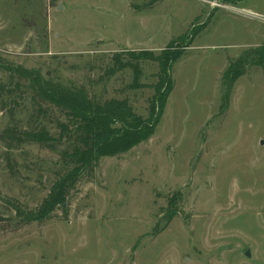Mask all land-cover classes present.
Returning <instances> with one entry per match:
<instances>
[{"label": "rangeland", "instance_id": "rangeland-1", "mask_svg": "<svg viewBox=\"0 0 264 264\" xmlns=\"http://www.w3.org/2000/svg\"><path fill=\"white\" fill-rule=\"evenodd\" d=\"M262 46L264 0H0L5 67L129 97L144 117L158 64L141 61L133 90L131 70L107 77L113 56L181 53L152 136L102 158L42 223L21 225L9 203L38 208L60 152L27 144L9 166L0 111V264H264V68L242 60ZM232 67L243 71L233 83ZM0 81L14 85L4 68ZM51 111L55 132L65 116Z\"/></svg>", "mask_w": 264, "mask_h": 264}, {"label": "trees", "instance_id": "trees-1", "mask_svg": "<svg viewBox=\"0 0 264 264\" xmlns=\"http://www.w3.org/2000/svg\"><path fill=\"white\" fill-rule=\"evenodd\" d=\"M128 55L130 58L115 54L112 58L113 66L109 67L106 75L110 78L117 72L129 69L133 73V81L128 88L137 90L144 87L141 84V61L150 60L158 64V83L153 87L154 94L149 100L147 117L136 112L129 97L101 100L86 86L47 79L39 69L5 67L0 55V68L10 73L11 83H14L13 86H8L0 81V111L6 113L5 116L11 120V124L1 134L7 148L5 157L9 161L8 165L11 166L12 151L27 144L60 152L61 155L55 162L58 169L50 191L38 208L27 210L19 203H9L16 208L21 225L42 223L59 207L66 211L70 192L84 175H94L102 158L123 154L154 133L173 89L172 70L181 53L168 50L156 56L153 51L142 50L129 51ZM250 58L251 63L264 68V46L242 55V60L246 59V63ZM232 71H235V75L230 77L231 83L243 72L234 67L231 68L230 72ZM23 86L30 91L25 92ZM25 93H29L33 108L26 122L17 116L18 110L22 114L27 110L23 105ZM53 108L65 116L64 120L56 122L53 127L55 132L47 121ZM22 167L29 169L25 165Z\"/></svg>", "mask_w": 264, "mask_h": 264}, {"label": "water", "instance_id": "water-1", "mask_svg": "<svg viewBox=\"0 0 264 264\" xmlns=\"http://www.w3.org/2000/svg\"><path fill=\"white\" fill-rule=\"evenodd\" d=\"M63 8V5H62V3L58 6V10H61ZM262 144H263V142H262ZM246 256L247 257H251V251L250 250H248L247 252H246Z\"/></svg>", "mask_w": 264, "mask_h": 264}]
</instances>
